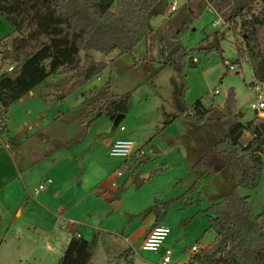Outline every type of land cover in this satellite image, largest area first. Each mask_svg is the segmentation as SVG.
<instances>
[{
  "label": "rangeland",
  "instance_id": "rangeland-1",
  "mask_svg": "<svg viewBox=\"0 0 264 264\" xmlns=\"http://www.w3.org/2000/svg\"><path fill=\"white\" fill-rule=\"evenodd\" d=\"M173 1L179 7L186 0ZM259 4L260 1L254 2L255 7ZM194 16L192 27L181 38L189 47L198 45L207 33L215 29L222 30L229 23L223 17L219 25H214V21L220 19V14L211 7ZM156 22L160 24L161 19ZM12 30L9 19L1 16L0 39ZM157 33L152 44L140 42L134 55L124 54L113 59L115 52L107 55L93 50L95 57L107 60L108 65L98 75L66 95L53 86V82L62 75L55 73L36 86L32 94L27 93L11 104L7 112L8 128L4 131L0 128V264H56L75 228H79L83 236L91 237L97 230L95 224L99 225L100 222V226L111 229L113 233L110 235L107 230H100L103 239L100 240L98 260L94 261L96 264H130L131 260L134 264L160 263L163 248L151 251L141 246L142 229L149 221L156 219V213L151 211L143 215L141 212L151 204L183 194L196 179L200 192L187 199L171 202L161 218L162 223L172 229L165 243L174 248L175 259H185L188 254L186 250L191 249L193 244L203 246L214 239V230L205 231L209 225L206 208L225 197L230 190V171L215 169L199 175L197 169H191V160L178 137L190 125L189 116L180 107L181 80L178 73L174 68L166 67L147 78L164 59L161 38L167 35V27L164 31L160 28ZM177 42V39L167 38L165 45L171 49ZM148 44L151 53L147 52ZM221 46L225 58L232 62L231 59L238 55L232 31H226ZM0 49L4 50L1 43ZM8 56L4 57L3 53L4 60ZM154 57L155 60H151ZM194 57L198 58L197 64L188 65L185 69L189 85L185 101L192 104L197 97L202 96L207 104L223 105L229 93L233 92L236 108L243 112V119L253 118L256 114L253 103L257 101V92L250 62L244 59L242 66L237 64L239 71H227V65L218 50H197ZM108 79L112 80L111 91H132L130 108L120 123L115 125V120L106 112L98 113L100 103L90 113L75 119L73 116L79 114L89 91L102 86ZM215 88L219 89L216 94ZM260 91L264 96V80ZM57 117L62 121H56ZM35 121L47 127V131L68 126L70 137L74 138L81 132L83 138L59 153L49 154L50 148L56 144L44 140L48 134H37L35 139L30 140L25 138L37 130ZM27 122L32 127H27ZM120 125L126 129L121 130ZM59 131L62 132V127ZM129 133L131 136H127ZM14 136L20 140L17 148L9 144L10 138ZM123 136L135 141L132 157L124 162L123 158L109 154L111 140ZM143 146L147 155L139 148ZM18 147L22 151L17 150ZM155 148L157 152H153ZM193 152L194 157L200 154L196 146ZM57 156L61 160H57ZM143 159L145 161L137 166ZM215 160L217 164L223 163L220 159ZM117 166L129 175L139 168V175L129 183L127 179L119 187H114L108 177ZM50 177L53 182L48 184V188L37 191L39 183H47ZM103 181L112 196L120 193L121 204L117 206L111 199L96 198L93 190ZM90 190L91 195L85 197ZM239 192L251 194L256 213L263 211L264 167L259 185L254 189L240 186ZM98 210L103 212L102 221ZM126 236L129 240L125 239ZM131 243L137 252L127 258L124 249ZM109 245L112 246L111 252L106 251V256L101 258L103 250Z\"/></svg>",
  "mask_w": 264,
  "mask_h": 264
},
{
  "label": "trees",
  "instance_id": "trees-1",
  "mask_svg": "<svg viewBox=\"0 0 264 264\" xmlns=\"http://www.w3.org/2000/svg\"><path fill=\"white\" fill-rule=\"evenodd\" d=\"M255 1L261 4L255 7ZM172 2L0 0V17H7L13 26V30L6 33L0 43L2 49L9 48L6 59L14 64L12 70L0 73L1 131L8 128L7 112L11 104L50 75L62 74L53 82V86L62 90L64 95L98 75L109 62L97 59L93 50L107 55L115 52L113 59H116L124 54L134 55L142 41L152 44L157 34L151 18L169 10L164 20L167 35L161 38L164 59L147 78L166 67L177 71L181 80V111L190 118V127L181 135V140L191 160V169H197L198 174L203 175L222 165V171H230L232 182L226 196L206 208L212 213L208 214L209 225L205 231L212 229L216 232L213 242L192 253L187 264H264V210L256 213L251 194L239 192L240 186L254 189L261 181L264 167V117L255 114L250 120L244 121L243 112L236 108L233 92L229 93L222 106L206 105L202 96L192 104L185 101L189 86L185 69L188 65L197 64L194 59L197 50H218L228 70L229 59L223 55L221 46L226 31L235 34L238 55L231 59L232 63L242 66V61L248 60L255 79L264 80V0H187L177 9L170 10ZM194 6L193 11L191 9ZM207 7L226 17L228 26L210 31L198 45H185L181 38L192 27L194 14ZM167 38L177 39L178 42L169 49L165 45ZM149 44L147 52L151 53ZM151 60H155V57ZM111 81L108 79L102 86L93 88L79 114L73 117L82 118L98 103V109L115 121L120 114H126L131 105L132 91L114 93L111 91ZM245 129H251L254 135L243 145L240 137ZM81 138L83 134L80 132L65 144L71 145ZM9 141L13 148L20 143L17 138H10ZM194 146L200 150L196 157ZM215 158L223 163L217 164ZM144 161H139L137 166ZM130 175L134 179L139 172ZM196 192H200L197 179L183 194L151 204L141 213L146 215L154 211L158 223L171 202L187 199ZM98 241V233L87 238L74 232L56 264H88Z\"/></svg>",
  "mask_w": 264,
  "mask_h": 264
},
{
  "label": "crops",
  "instance_id": "crops-1",
  "mask_svg": "<svg viewBox=\"0 0 264 264\" xmlns=\"http://www.w3.org/2000/svg\"><path fill=\"white\" fill-rule=\"evenodd\" d=\"M187 1V0H186ZM185 1V2H186ZM213 9V8H212ZM191 10H195V6L191 9ZM214 10V9H213ZM215 11V10H214ZM170 13V11L169 10H167L165 13H163V14H159L158 16L157 15H155V16H153L152 18H151V23H152V25L155 27V30H156V34H158L157 33V30H159L160 28H163V31H164V28H166L165 26H166V24H165V18L168 16V14ZM156 17V18H155ZM157 17H159V18H157ZM221 18H223V16H221L220 15V19L219 20H215L214 21V25H219V23H220V20H221ZM158 19H161V23L159 24V23H157L156 22V20L158 21ZM156 37H157V35H156ZM155 37V38H156ZM163 51H164V47L162 48V53H163ZM237 51V50H236ZM163 55H164V53H163ZM197 58V57H196ZM194 59H195V57H194ZM198 60V58L196 59V61ZM225 61V60H224ZM226 63V62H225ZM228 71V70H227ZM254 74V73H253ZM254 78H255V76H254ZM217 88H215L214 89V93L216 94V93H218V92H216L215 90H216ZM114 92V91H113ZM28 93H33V89L31 90V91H29ZM114 93H116V92H114ZM22 98V97H21ZM20 98V99H21ZM198 98V97H197ZM196 98V99H197ZM20 99H18L17 101H19ZM195 99V100H196ZM204 103L206 104V105H219V104H215V103H211V104H207L206 103V101L204 100ZM23 104H21L20 106H22ZM219 106H222V105H219ZM181 107V106H180ZM29 111H32L33 112V110L32 109H30ZM125 116V115H124ZM62 121L61 119H59L58 117H57V119H56V121ZM248 120H250V119H248ZM0 121H1V118H0ZM245 121V120H244ZM247 121V120H246ZM35 122H37V130H35L34 132H32V133H30L29 134V136L28 137H25L26 139H28V140H30V139H35V137L37 136V134L38 135H41L42 133L43 134H45V135H47L48 134V137H46V139H44V140H49V143H51V142H55V147H53V148H50V150H49V152H54V153H59V151H61V150H63L64 148L66 149V147L68 146V145H66L65 143L67 142V141H69L71 138H73V136H71L70 137V135H69V133H68V126H61L62 127V132L61 131H59V129L61 128V127H57L56 129H53V130H51V131H47V127H45L44 125H41V124H39L38 123V121H35ZM189 123H190V121H189ZM27 124V127H32L30 124H29V122H27L26 123ZM190 127V125H188L187 127H186V129L188 130V128ZM46 130V131H45ZM25 133V132H24ZM185 133V132H184ZM183 133H181V134H179V139L181 140V135H182ZM128 135H130L131 136V134L129 133V134H127V136ZM253 132H252V130L251 129H245L244 131H243V133H242V135H241V137H240V142H241V144H243V145H246L252 138H253ZM127 136H125V137H127ZM15 138H17L16 136H14ZM178 137H177V139H176V141L175 142H177V140H178ZM131 138V137H130ZM133 139V138H132ZM19 140V139H18ZM114 140L115 139H113V140H111V145H112V143L114 142ZM22 141H24V140H21V142ZM19 142H20V140H19ZM46 142V141H45ZM181 142H182V140H181ZM22 143H24V142H22ZM47 143V142H46ZM9 144H10V141H9ZM183 144V143H182ZM11 145V144H10ZM110 145V146H111ZM12 146V145H11ZM183 147H184V150L186 151V149H185V146H184V144H183ZM17 148V147H16ZM19 149H17V150H19V151H22V148H20V147H18ZM139 148H141V149H143V151L146 153V155H147V152L145 151V147L143 146V147H139ZM158 151V149L157 148H155L154 150H153V152H157ZM34 152V151H33ZM50 154V153H49ZM71 155H70V157L72 158L73 156H72V153H70ZM264 154V153H263ZM59 156V155H58ZM57 156V157H58ZM66 156V155H65ZM23 157H24V155H23ZM25 158V157H24ZM147 158V157H146ZM145 158V159H146ZM145 159H143V160H145ZM55 160H56V157H55ZM57 160H61L59 157L57 158ZM125 161V159L123 160V162ZM118 167V166H117ZM223 168V167H222ZM222 168L220 167V168H218L219 170L218 171H222ZM115 169V168H114ZM139 171V168L136 170V172L135 173H137ZM126 173V172H125ZM144 176H146V174H143ZM126 179L125 180H127V179H129V177L131 176V175H129V174H127L126 173ZM51 178V177H50ZM48 180V179H47ZM124 179H121L120 181H119V185L117 186V187H119L120 185H122V183L125 181ZM133 180V179H132ZM62 181V180H61ZM52 182H53V179H52ZM79 182H81V180L79 181ZM40 183H43V182H40ZM39 183V184H40ZM66 183H68V181L66 182ZM49 184V183H48ZM62 186V185H61ZM48 188V185H47V187L46 188H44V189H41V190H45V189H47ZM79 188V187H78ZM37 189V188H36ZM109 189L107 186H106V182L105 181H103V182H101V183H99V184H97L96 186H95V188H94V190H93V193L94 194H96V198H107V199H111V200H113V203L114 204H117V206H118V204H121V200H120V198H121V195H119L120 193H118L116 196H112L111 195V193L109 192V191H107V190ZM41 190H37V191H41ZM91 195V190L90 191H88L84 196L85 197H87V196H90ZM98 216H99V218L101 219L102 218V216H103V212H100V210H98ZM209 213H211V212H208V214ZM72 221H73V219H72ZM101 221H102V219H101ZM162 221L163 220H161V221H159L158 223H156V219H154V220H152V221H149V223H147L145 226V228H143L142 229V237H143V239H144V237L146 236V234L148 233V231L150 230V228L153 226V225H155V224H159V223H162ZM78 223H81L82 221H77ZM101 225V222H100V224L99 225H97V224H95V226H94V228H97V230L96 231H94V233H100V235H99V241H98V246H97V249H96V251H95V253L93 254V256H92V258H91V260H90V262L88 263V264H92V263H94V264H96L94 261H95V259H96V261L98 260L96 257H97V253L100 251V249H101V246H99L100 245V243H101V241L100 240H102L103 239V236L101 235V232H100V230H107L108 232H110V235H111V233H113L112 232V230L111 229H106L105 227H102V226H100ZM101 228V229H100ZM76 230V231H75ZM73 231H75V233L76 234H79V235H82V232H81V230L79 229V228H75ZM92 231V230H91ZM91 231H89V232H91ZM94 233H93V235H94ZM92 235V236H93ZM83 236V235H82ZM91 236V237H92ZM215 236H216V234H215ZM85 237V236H84ZM91 237H87V238H91ZM215 238V237H214ZM125 239H127V240H129V237L128 236H126L125 237ZM213 240L214 239H212V240H209V241H207L205 244H203V246H201V247H206V246H208V245H210L212 242H213ZM169 245V244H168ZM110 249H112V246H110L109 245V248H105L104 250H103V254L101 255V258H103V257H105L106 256V251L107 252H111V250ZM125 252H126V257L128 258L130 255L132 256V255H134L135 254V252H137L136 251V248L133 246V243H131L130 245H127L126 247H125ZM186 252L188 253L187 254V257H184L185 259H177V260H181V261H186V260H190V254H191V249H187L186 250ZM115 254V252L112 254V255H114ZM61 257V256H60ZM59 257V258H60ZM110 259V258H109ZM110 261V260H109ZM151 263V262H150ZM149 262L147 263V264H150ZM130 264H134V261L133 260H131V262H130Z\"/></svg>",
  "mask_w": 264,
  "mask_h": 264
},
{
  "label": "built area",
  "instance_id": "built-area-1",
  "mask_svg": "<svg viewBox=\"0 0 264 264\" xmlns=\"http://www.w3.org/2000/svg\"><path fill=\"white\" fill-rule=\"evenodd\" d=\"M178 6L175 1L169 6L170 10L177 9ZM197 58L195 57V60ZM228 62L229 71H239V66L237 64ZM14 64L6 62L3 58V51L0 49V73L2 71L12 70ZM262 80H255V88L257 92V101L253 103L256 110V115L259 117H264V96L261 93ZM216 92L219 91L217 88ZM121 130H125L124 125H120ZM135 150V141L130 137H118L114 140L109 149V154L115 157H121L125 160L130 159ZM125 170L120 166L116 167L112 173L109 175V180L111 185L117 187L121 179H126ZM52 182V178H48L47 183H40L36 190H41L47 187L48 183ZM172 229L163 223L153 225L142 242V248L145 250L158 251L163 248V254L161 256L160 264H187L189 260L181 261L174 258L175 250L171 245L165 243L167 237L169 236ZM201 246L199 244H193L191 246V254L199 250ZM190 254V256H191Z\"/></svg>",
  "mask_w": 264,
  "mask_h": 264
},
{
  "label": "water",
  "instance_id": "water-1",
  "mask_svg": "<svg viewBox=\"0 0 264 264\" xmlns=\"http://www.w3.org/2000/svg\"><path fill=\"white\" fill-rule=\"evenodd\" d=\"M9 51H10L9 48H5V49L3 50L4 57H5V56H8ZM89 93H90V91H89ZM100 112H101V111H100V109H99V110H98V113H100ZM124 115H125V114H120V115L118 116L117 120L115 121V125H118V124L120 123V121L123 119ZM146 175H147V174H146ZM132 179H133V177L130 176L129 179H128V183L131 182Z\"/></svg>",
  "mask_w": 264,
  "mask_h": 264
}]
</instances>
